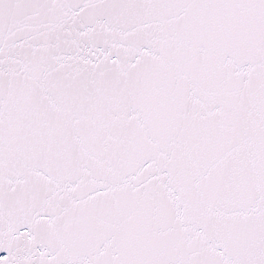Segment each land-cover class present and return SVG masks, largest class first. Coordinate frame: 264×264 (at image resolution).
I'll list each match as a JSON object with an SVG mask.
<instances>
[{
	"label": "snow or ice",
	"instance_id": "snow-or-ice-1",
	"mask_svg": "<svg viewBox=\"0 0 264 264\" xmlns=\"http://www.w3.org/2000/svg\"><path fill=\"white\" fill-rule=\"evenodd\" d=\"M0 264H264V0H0Z\"/></svg>",
	"mask_w": 264,
	"mask_h": 264
}]
</instances>
